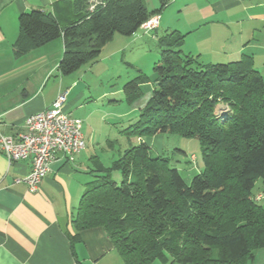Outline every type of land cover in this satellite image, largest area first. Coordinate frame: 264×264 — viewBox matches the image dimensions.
Masks as SVG:
<instances>
[{"label": "trees", "instance_id": "trees-1", "mask_svg": "<svg viewBox=\"0 0 264 264\" xmlns=\"http://www.w3.org/2000/svg\"><path fill=\"white\" fill-rule=\"evenodd\" d=\"M159 2L156 10L147 0H56L51 11L21 14L15 53L61 38L59 72L71 75L97 60L116 33L134 35L170 4ZM186 35L158 38L149 101L121 130L129 146L87 183L72 244L82 231L103 228L124 264H250L264 249V206L253 193L257 179L264 184V77L249 55L204 63L184 51ZM148 80L139 70L123 85L124 101L141 100ZM167 133L202 143L204 168L190 182L170 158L150 152L147 139Z\"/></svg>", "mask_w": 264, "mask_h": 264}, {"label": "crops", "instance_id": "crops-1", "mask_svg": "<svg viewBox=\"0 0 264 264\" xmlns=\"http://www.w3.org/2000/svg\"><path fill=\"white\" fill-rule=\"evenodd\" d=\"M54 1L0 0V134L16 135L24 129L28 116L49 107L59 92L68 91L64 110L82 120L86 147L74 161L58 154L35 192L25 181L16 182L30 172L31 161L11 163L0 148V264H124L103 228L84 230L80 241L71 242L75 234L72 216L87 183L101 164L109 165L91 141L96 123L108 118L104 113L96 119L100 108L89 109L85 101L90 85L84 78L93 66L87 64L71 75H61V38L23 55L14 50L21 14L36 9L51 11ZM198 10L192 25L198 32H181L187 34L184 51L198 54L204 63H227L249 55L264 77V0H205ZM162 20L161 16L159 26L148 33L142 29L132 36L116 33L102 50L114 42L131 44L141 39L142 33L158 40ZM194 36L198 46L193 50L187 40ZM143 106L137 101L121 113H113L124 119L120 133L137 119ZM109 140L112 152L115 146ZM152 264L163 263L156 260ZM250 264H264V250H257Z\"/></svg>", "mask_w": 264, "mask_h": 264}, {"label": "rangeland", "instance_id": "rangeland-1", "mask_svg": "<svg viewBox=\"0 0 264 264\" xmlns=\"http://www.w3.org/2000/svg\"><path fill=\"white\" fill-rule=\"evenodd\" d=\"M91 1L97 2L99 0ZM203 2L205 0H170V4L159 13L163 18L159 31L161 35L170 31L198 32V30H194L192 25H195L199 15V3ZM147 5L150 9L157 10L160 2L159 0H147ZM138 32L143 31L139 30ZM187 41L193 50L198 46L196 36L188 38ZM102 51L98 61L89 63V66L93 67L84 78V82L90 85L85 101L89 109L100 108V111L95 113L96 119L102 118L104 113L108 115L105 121L102 120L105 123H96L97 132L91 141L95 143L94 146L101 157L110 164L112 159L118 157L120 150L122 151L129 146L127 138L119 132V129L124 127L121 124L124 123V119L113 116V113H121L127 106H131L124 101L123 85L135 78L141 70L149 79L143 85L145 95L141 101H138L141 105H145L151 96V90L157 77L154 64L160 59L161 52L157 39L151 35H143V33L141 39L131 44L114 42ZM105 92L107 93L106 96L101 97ZM155 136H158L156 142L153 139ZM155 136L147 139L152 146L150 152L153 155L163 154L170 158L171 165L180 170L187 182H190L192 177L204 168L200 140L169 133ZM108 139H118L112 152L107 143ZM134 142H136L135 138L132 140V143ZM192 155L195 156V161H192ZM113 178L120 182L121 173L115 171ZM253 193L261 195L262 198L259 203L264 206V184L261 179L256 180Z\"/></svg>", "mask_w": 264, "mask_h": 264}, {"label": "built area", "instance_id": "built-area-1", "mask_svg": "<svg viewBox=\"0 0 264 264\" xmlns=\"http://www.w3.org/2000/svg\"><path fill=\"white\" fill-rule=\"evenodd\" d=\"M159 14L151 16L142 25L145 33L157 28ZM68 91H61L46 109L26 118L25 127L16 135L0 134V148L12 163L18 160H30L31 170L16 182L25 181L30 191H38L47 175L50 164L58 154L74 161L86 147L82 132V120L71 117L64 110ZM192 161L195 156L192 155ZM262 198L261 195L257 196Z\"/></svg>", "mask_w": 264, "mask_h": 264}]
</instances>
